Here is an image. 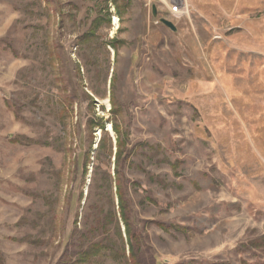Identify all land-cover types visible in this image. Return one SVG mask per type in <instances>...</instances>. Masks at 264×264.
I'll return each instance as SVG.
<instances>
[{
    "label": "rangeland",
    "instance_id": "1",
    "mask_svg": "<svg viewBox=\"0 0 264 264\" xmlns=\"http://www.w3.org/2000/svg\"><path fill=\"white\" fill-rule=\"evenodd\" d=\"M185 1L172 32L158 0H0L3 264H117L64 259L92 110L138 147L135 219L161 263L264 264V0Z\"/></svg>",
    "mask_w": 264,
    "mask_h": 264
},
{
    "label": "trees",
    "instance_id": "2",
    "mask_svg": "<svg viewBox=\"0 0 264 264\" xmlns=\"http://www.w3.org/2000/svg\"><path fill=\"white\" fill-rule=\"evenodd\" d=\"M114 44L111 43L112 46ZM92 112L94 115L86 121L85 125L86 138L89 134L87 148L83 151L77 164L79 171L82 172V181L85 185L91 166L92 175L86 197L84 198V193L79 196L80 203L85 200L81 228H78L80 214L77 213L76 226L66 245L64 259L71 255L78 258L77 262L80 263L93 256L108 253L117 264H163L150 247L149 236L138 227L135 219L133 194L138 192L141 184L132 182L128 178V171L134 164L138 147L132 146L129 133L122 131L117 121H112L115 133V140H113L106 130L104 119L97 117L94 110ZM111 112L116 117L120 112L114 102ZM96 129L102 131V137L97 149L94 150V131ZM113 156L115 158L114 173L111 171ZM158 163L171 164L170 160L166 158L158 160ZM157 182L164 185V181L161 179H157ZM147 200L157 204L150 196H147ZM121 224L125 229L126 242ZM149 224L159 227L166 233H187L179 226L161 223ZM127 248L129 256L126 253ZM0 264H3L1 260ZM180 264L202 263L189 261ZM241 264L249 263L243 261Z\"/></svg>",
    "mask_w": 264,
    "mask_h": 264
},
{
    "label": "built area",
    "instance_id": "3",
    "mask_svg": "<svg viewBox=\"0 0 264 264\" xmlns=\"http://www.w3.org/2000/svg\"><path fill=\"white\" fill-rule=\"evenodd\" d=\"M161 11L166 13L164 19L170 22L181 21L189 15V8L185 0H158ZM160 25V19L156 21Z\"/></svg>",
    "mask_w": 264,
    "mask_h": 264
},
{
    "label": "water",
    "instance_id": "4",
    "mask_svg": "<svg viewBox=\"0 0 264 264\" xmlns=\"http://www.w3.org/2000/svg\"><path fill=\"white\" fill-rule=\"evenodd\" d=\"M153 17L158 18V10H157L156 6L153 7ZM160 22L164 27L170 29L172 32L177 31V27L174 25V23H172L166 19H161Z\"/></svg>",
    "mask_w": 264,
    "mask_h": 264
}]
</instances>
